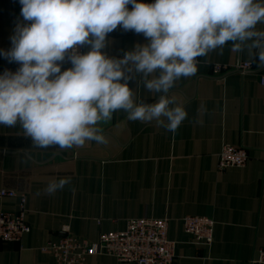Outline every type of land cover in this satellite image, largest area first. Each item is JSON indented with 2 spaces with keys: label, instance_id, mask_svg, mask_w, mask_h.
<instances>
[{
  "label": "crops",
  "instance_id": "0c3cea01",
  "mask_svg": "<svg viewBox=\"0 0 264 264\" xmlns=\"http://www.w3.org/2000/svg\"><path fill=\"white\" fill-rule=\"evenodd\" d=\"M21 8L19 0H0V53L12 48L17 24L27 23ZM256 30L264 31V24ZM107 39L103 51L116 58L147 43L143 34L119 26ZM87 50L82 47V53ZM257 52L247 46L236 51L228 42L197 57L196 74L181 77L168 93L172 106L187 113L175 132L156 121H131L118 110L97 124L103 142L60 149L33 146L19 123L0 125V189L25 195L30 226L21 241H0V264H54L40 248L56 240L61 229L94 241L101 232L124 229L127 219L140 217L168 219L173 264H251L264 249V65ZM237 61L250 62L251 71H213L214 64L229 68ZM19 67L0 54V75ZM70 67L63 63L61 70ZM132 75L128 83L135 101L157 102L161 93L148 91L142 74L133 70ZM223 145L244 147L245 165L219 171L217 154ZM61 178L70 182L49 194L47 186ZM18 204L14 197L0 199L6 211H15ZM185 215L214 220L210 246L194 243L185 233ZM87 264L131 263L96 255Z\"/></svg>",
  "mask_w": 264,
  "mask_h": 264
},
{
  "label": "clouds",
  "instance_id": "9594fccd",
  "mask_svg": "<svg viewBox=\"0 0 264 264\" xmlns=\"http://www.w3.org/2000/svg\"><path fill=\"white\" fill-rule=\"evenodd\" d=\"M12 48L0 53L20 64L0 75V125L18 123L33 146L70 149L103 142L98 122L118 110L131 121L152 122L175 132L186 119L168 93L181 77L197 72V57L233 42L236 51L257 49L264 65V3L257 0H19ZM131 5V10L129 9ZM143 34L122 58L103 50L118 28ZM251 41L249 44L248 42ZM80 47L88 50L81 53ZM72 67L61 70L65 61ZM142 74L145 88L161 93L137 103L129 81ZM155 78L149 79V76ZM70 178L53 181L54 194Z\"/></svg>",
  "mask_w": 264,
  "mask_h": 264
},
{
  "label": "built area",
  "instance_id": "2783aa9c",
  "mask_svg": "<svg viewBox=\"0 0 264 264\" xmlns=\"http://www.w3.org/2000/svg\"><path fill=\"white\" fill-rule=\"evenodd\" d=\"M79 51L82 53V47ZM64 64H71L65 61ZM251 63L237 61L229 68L214 64L215 74L229 70L241 74L251 71ZM260 83L264 85V75ZM248 159L244 147L223 145L217 154V169L223 171L232 167H243ZM11 197L18 199L15 211L0 208V241L19 242L30 232L25 220V195L9 189H0V199ZM183 229L194 243L210 246L213 241L214 220L211 217L185 215L181 218ZM168 219L129 218L124 229L101 232L97 239H88L75 235L70 230L61 229L56 240L46 242L40 250L51 256L54 264H87L92 256H110L119 262L131 264H173L175 242L168 238ZM251 264H264V249H259Z\"/></svg>",
  "mask_w": 264,
  "mask_h": 264
}]
</instances>
